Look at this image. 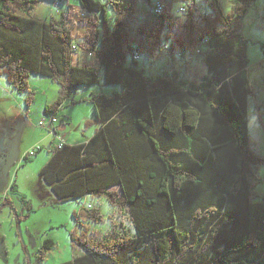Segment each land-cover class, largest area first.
<instances>
[{
  "label": "trees",
  "instance_id": "1",
  "mask_svg": "<svg viewBox=\"0 0 264 264\" xmlns=\"http://www.w3.org/2000/svg\"><path fill=\"white\" fill-rule=\"evenodd\" d=\"M72 1L57 0L60 17L42 20L33 16L39 0H0V77L25 95L26 116L35 74L59 86L45 118L57 122L63 106L87 103L95 120L85 126H98L87 142L49 147L39 173L59 201L97 203L74 213L76 254L64 264H264V195L257 191L264 158L251 148L254 90L243 35L257 0H232L231 13L219 0H187L184 17L173 14V0H77L82 44L71 30ZM203 45L204 76L153 77L138 64ZM96 85L120 91L97 93ZM81 88L91 92L76 99ZM105 223L99 234L95 226ZM56 246L46 240L40 259Z\"/></svg>",
  "mask_w": 264,
  "mask_h": 264
},
{
  "label": "rangeland",
  "instance_id": "2",
  "mask_svg": "<svg viewBox=\"0 0 264 264\" xmlns=\"http://www.w3.org/2000/svg\"><path fill=\"white\" fill-rule=\"evenodd\" d=\"M57 0H39L33 16L49 20L56 13ZM170 3V0H164ZM187 0H173V14L184 17L181 8L186 7ZM190 2V0H189ZM225 13L233 11L232 0H219ZM145 11L152 7L140 5ZM62 11V8H61ZM209 11V10H208ZM76 26H71L75 41L82 44L85 28L78 20L84 16L77 0L71 2L69 11ZM264 0H257L243 20V35L248 40V74L254 93L251 96L248 113V126L251 148L264 158V115L258 120L259 105L264 112ZM205 46L192 53L166 50L155 57H142L138 64L145 68L148 75L156 77L162 72L173 75L175 72L182 78L191 79L194 75L204 76L206 69L202 59ZM199 78V77H197ZM30 85L36 91V102L31 107L30 119L26 116L25 95L19 94L8 84L6 77H0V264H64L72 262L76 254L72 247L70 233L78 228L74 213L86 205V199L59 201L39 176L47 157L52 155L49 145H57L58 139L49 133L47 127L39 126L44 119V105L57 99L59 86L50 78L32 74ZM89 95L91 89H85ZM81 88L76 99L84 96ZM92 91L111 95L120 91L118 86H93ZM57 115L55 127L64 140L73 144L83 141L93 132V126L86 128L85 123L95 117L93 107L87 103L76 106H63ZM60 128V130H59ZM42 147L36 155L30 151ZM31 154L23 161L27 154ZM262 185L257 191L264 195V167L259 171ZM96 206V201L88 199ZM102 205H101V204ZM104 214L110 212L104 201H99ZM109 225H96L99 234L106 231ZM56 243V248L49 251L45 260L40 259L39 249L46 240ZM80 251V250H79ZM78 251V252H79ZM77 252V253H78Z\"/></svg>",
  "mask_w": 264,
  "mask_h": 264
},
{
  "label": "built area",
  "instance_id": "3",
  "mask_svg": "<svg viewBox=\"0 0 264 264\" xmlns=\"http://www.w3.org/2000/svg\"><path fill=\"white\" fill-rule=\"evenodd\" d=\"M162 12V6L160 4L157 5L156 9H155V13L156 14H160ZM84 16V15H83ZM55 123L56 122V118L54 116H51L49 118H44L39 122V126L41 127H47L49 130V133L54 135L59 142L58 143V148L61 149L64 146L65 140L62 136H60V134L56 131V127H55ZM39 148V147H38ZM35 152V151H32Z\"/></svg>",
  "mask_w": 264,
  "mask_h": 264
},
{
  "label": "crops",
  "instance_id": "4",
  "mask_svg": "<svg viewBox=\"0 0 264 264\" xmlns=\"http://www.w3.org/2000/svg\"><path fill=\"white\" fill-rule=\"evenodd\" d=\"M85 90V89H84ZM90 92L91 91H89V94H90ZM85 93H88V91H86L85 90V92L83 93L84 94V96L82 97V98H86V97H88V96H86L85 95ZM80 94V92L78 93V95ZM35 102H36V100H35ZM54 102V101H53ZM52 102H50V103H46L45 105H44V107L47 105V104H51ZM35 104V103H34ZM33 104V105H34ZM86 104V103H85ZM78 105H80V104H78ZM88 105H90V104H88ZM30 114H31V111H30V113H29V115L27 116L28 118V120L30 119ZM44 115L46 116V113H45V111H44ZM95 120V117H94V119L93 120H90V121H94ZM56 124V123H55ZM94 128H93V132L89 135V136H86V138L83 140V141H81V142H75V143H73V144H71V145H76V144H79V143H84V142H87L95 133H96V130H97V128H98V126H96V125H94L93 126ZM59 130H60V128H59ZM69 144V143H68ZM51 146H53V143L52 144H50L49 145V147H51ZM51 156L52 155H50L49 157H47L46 158V162H45V164L50 160V158H51ZM44 164V165H45ZM86 199V201H88V199H89V197H86V198H84V200Z\"/></svg>",
  "mask_w": 264,
  "mask_h": 264
}]
</instances>
